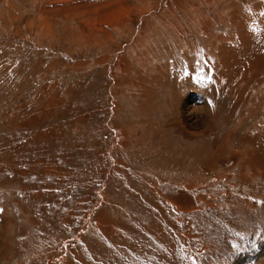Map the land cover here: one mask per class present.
<instances>
[{
	"label": "rangeland",
	"instance_id": "1",
	"mask_svg": "<svg viewBox=\"0 0 264 264\" xmlns=\"http://www.w3.org/2000/svg\"><path fill=\"white\" fill-rule=\"evenodd\" d=\"M264 264V0H0V264Z\"/></svg>",
	"mask_w": 264,
	"mask_h": 264
},
{
	"label": "snow or ice",
	"instance_id": "2",
	"mask_svg": "<svg viewBox=\"0 0 264 264\" xmlns=\"http://www.w3.org/2000/svg\"><path fill=\"white\" fill-rule=\"evenodd\" d=\"M193 264H195V262L193 261Z\"/></svg>",
	"mask_w": 264,
	"mask_h": 264
}]
</instances>
